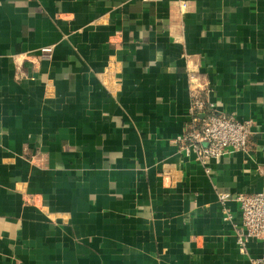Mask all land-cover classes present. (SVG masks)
<instances>
[{"label":"crops","instance_id":"1","mask_svg":"<svg viewBox=\"0 0 264 264\" xmlns=\"http://www.w3.org/2000/svg\"><path fill=\"white\" fill-rule=\"evenodd\" d=\"M199 84L249 151L175 142ZM218 188L264 192V0H0V264H255Z\"/></svg>","mask_w":264,"mask_h":264},{"label":"built area","instance_id":"2","mask_svg":"<svg viewBox=\"0 0 264 264\" xmlns=\"http://www.w3.org/2000/svg\"><path fill=\"white\" fill-rule=\"evenodd\" d=\"M181 7L188 8L183 2ZM53 47L41 50V57L50 59ZM196 71L191 70L189 77L194 79ZM191 87L193 101L190 108L191 125L176 139L182 143L187 156H194L203 166L209 164L212 158L223 157L230 152H247L250 150V138L253 133L252 119L241 121L228 113L213 110L214 103L204 98L202 85ZM203 91V92H204ZM164 172H160L163 175ZM218 199L223 205V219L232 224V233L241 254H248L249 244L253 240L264 244V192L230 194L217 189ZM231 203L239 206L240 223L234 221V212ZM255 264H264V253L260 258L253 260Z\"/></svg>","mask_w":264,"mask_h":264}]
</instances>
